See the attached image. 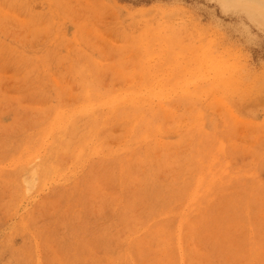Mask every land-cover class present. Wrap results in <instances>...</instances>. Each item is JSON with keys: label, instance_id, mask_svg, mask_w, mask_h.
I'll return each instance as SVG.
<instances>
[{"label": "rangeland", "instance_id": "374dc122", "mask_svg": "<svg viewBox=\"0 0 264 264\" xmlns=\"http://www.w3.org/2000/svg\"><path fill=\"white\" fill-rule=\"evenodd\" d=\"M235 0H0V264H264V27Z\"/></svg>", "mask_w": 264, "mask_h": 264}, {"label": "snow or ice", "instance_id": "6c2138e0", "mask_svg": "<svg viewBox=\"0 0 264 264\" xmlns=\"http://www.w3.org/2000/svg\"><path fill=\"white\" fill-rule=\"evenodd\" d=\"M222 6L233 8L236 10H248L256 7L255 4L248 2V0H235V2L230 5H222ZM259 7L261 9L262 20H264V0H261ZM262 27H264V22H262Z\"/></svg>", "mask_w": 264, "mask_h": 264}]
</instances>
